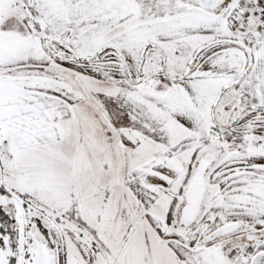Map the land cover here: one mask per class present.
Returning <instances> with one entry per match:
<instances>
[{
  "label": "snow or ice",
  "instance_id": "obj_1",
  "mask_svg": "<svg viewBox=\"0 0 264 264\" xmlns=\"http://www.w3.org/2000/svg\"><path fill=\"white\" fill-rule=\"evenodd\" d=\"M0 264H264V0H0Z\"/></svg>",
  "mask_w": 264,
  "mask_h": 264
}]
</instances>
